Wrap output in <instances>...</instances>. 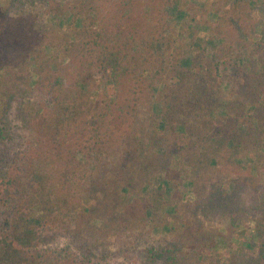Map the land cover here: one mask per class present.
Returning a JSON list of instances; mask_svg holds the SVG:
<instances>
[{
	"label": "trees",
	"instance_id": "trees-1",
	"mask_svg": "<svg viewBox=\"0 0 264 264\" xmlns=\"http://www.w3.org/2000/svg\"><path fill=\"white\" fill-rule=\"evenodd\" d=\"M205 1L218 16L216 46L168 33L167 9L185 19L190 0H119L136 11L120 36L105 28L97 0H0V134L16 104L32 133L27 148L0 158V264H84L35 256L52 226L82 254L137 237L145 264H208L219 229L230 222L248 234V220L260 243L241 239L229 261L264 264V34L249 43L252 0ZM54 14L75 21L60 30ZM68 58L76 72L67 79ZM125 79L133 85L120 105ZM35 84L48 89L49 108L32 101ZM185 184L193 202L178 194ZM168 208L171 236L158 240L151 226Z\"/></svg>",
	"mask_w": 264,
	"mask_h": 264
},
{
	"label": "rangeland",
	"instance_id": "rangeland-1",
	"mask_svg": "<svg viewBox=\"0 0 264 264\" xmlns=\"http://www.w3.org/2000/svg\"><path fill=\"white\" fill-rule=\"evenodd\" d=\"M97 1L101 6V15L105 21V28L109 34L120 36L131 31V29L128 27H132V25L136 24V16H134L136 13L135 10H133V13H131L129 10L124 9L119 5V0ZM226 3L231 4L232 0H223L222 2H219V4H221L219 7H225ZM250 5L252 10L251 16L253 17L252 20H254L258 26L254 32L255 36L252 39V42L249 43H257L262 40V35L264 34V0H252ZM158 7L160 9H167L163 6ZM187 7H191V13L188 14L185 19L181 18L180 15L176 13V10L171 8L167 9L166 22L168 25V33L174 34L178 39L181 40H189L195 36H200L203 39L209 41L214 39L212 42H210V45H219L220 40L218 38H213L211 35V29L215 27L218 21V16L214 13L210 2L205 0H190V4H188ZM217 7L218 5L214 6L213 8L215 9ZM199 10L203 15L198 17L196 12ZM16 13H18L16 15H19V10H17ZM66 13L68 15V12ZM122 14H127L134 17L129 18L128 16V21L126 22L120 17ZM158 17L161 19L160 13H156L155 11L150 16V18L156 23L159 22ZM72 20L75 21L73 17L64 15L58 17L55 14L49 18L50 24L54 25V27L57 29H63L64 31L67 30L68 25L72 23ZM186 21H191L192 25L190 27L182 28V25L184 26ZM76 23L77 26H80L81 22L76 21ZM71 32L68 30L67 35H71ZM247 45L245 46L246 49L247 47L251 48ZM246 49L243 50V54L249 57L252 55V51ZM71 60L72 59L70 58L64 59V66L66 69L62 74L63 77H66L67 79L70 77V75H74L76 72L75 65H72ZM101 81L105 84V86L107 85L105 94L111 95V92L113 93V91H108L109 86L111 87V82H109L110 77L104 76V80ZM121 85V89L118 88V90L120 89L121 93V98L118 100L120 105L127 97V94L131 91L133 84L129 79H125L122 80ZM33 89L34 90L31 95L32 101L38 106L49 108L52 100L48 89L45 87L42 88V86H36V84L33 85ZM159 89H162L161 84H159ZM103 99H105L104 96L100 97V100ZM2 130L3 131L0 134V158L2 159H11L13 156L17 155L20 151H23L31 144L32 133L27 121L22 115L19 104L14 106L12 112L8 116V119L4 122ZM226 188L228 190V194H232L236 188V182L233 181L232 183L228 184ZM247 191L248 188L245 191L246 195H248ZM178 194L184 195L185 201L193 202L195 200V196L192 192L190 184L183 185L178 190ZM250 194L251 193H249V195ZM175 200L176 197H172L168 200V203L171 207H173L175 204ZM173 211V208H168L161 210V213H157V218H155V221L151 226V233L154 238L159 240L171 236L170 229L175 223ZM166 212L172 214V216H170V218L165 217ZM0 216H3V211L0 212ZM172 218L174 219L172 220ZM177 220L181 219L177 218ZM244 225H247L250 230L248 234L246 233L237 235L236 232H231L230 228H233L232 226H234V224H231L230 222H227L225 227L219 229V232L215 237V249L213 251L215 261H209L208 264H232V261L229 260L230 258L236 257L240 254V241L245 237H247L248 241L255 240L256 245L260 243L257 236V227L255 221L248 220L246 224L244 223L241 225L242 227H240V231L244 230ZM142 246H144L142 240L137 237H134L130 240L116 239L108 248H105L100 252L97 250L96 254H82L72 243L67 232L59 227L57 228V226H52L43 230L41 238L39 242H37L33 247L32 252L36 257L45 262L65 261L68 257H76L80 261H83L84 264H145L142 256ZM258 250L259 247L256 248V253Z\"/></svg>",
	"mask_w": 264,
	"mask_h": 264
}]
</instances>
